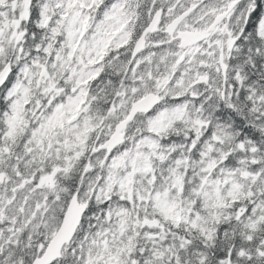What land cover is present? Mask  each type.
I'll use <instances>...</instances> for the list:
<instances>
[{
  "label": "snow or ice",
  "instance_id": "snow-or-ice-1",
  "mask_svg": "<svg viewBox=\"0 0 264 264\" xmlns=\"http://www.w3.org/2000/svg\"><path fill=\"white\" fill-rule=\"evenodd\" d=\"M0 264H264V0H0Z\"/></svg>",
  "mask_w": 264,
  "mask_h": 264
}]
</instances>
